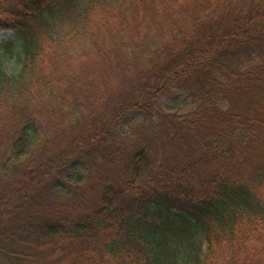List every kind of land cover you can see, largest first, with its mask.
<instances>
[{
    "label": "trees",
    "instance_id": "16d2710c",
    "mask_svg": "<svg viewBox=\"0 0 264 264\" xmlns=\"http://www.w3.org/2000/svg\"><path fill=\"white\" fill-rule=\"evenodd\" d=\"M0 264H264V0H0Z\"/></svg>",
    "mask_w": 264,
    "mask_h": 264
},
{
    "label": "rangeland",
    "instance_id": "374dc122",
    "mask_svg": "<svg viewBox=\"0 0 264 264\" xmlns=\"http://www.w3.org/2000/svg\"><path fill=\"white\" fill-rule=\"evenodd\" d=\"M13 32L11 30H4L0 32V41L10 36Z\"/></svg>",
    "mask_w": 264,
    "mask_h": 264
}]
</instances>
